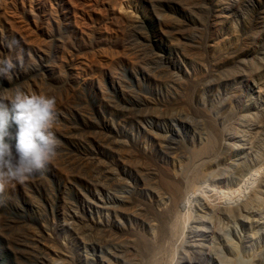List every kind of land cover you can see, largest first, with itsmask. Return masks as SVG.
I'll use <instances>...</instances> for the list:
<instances>
[{
    "label": "rangeland",
    "instance_id": "374dc122",
    "mask_svg": "<svg viewBox=\"0 0 264 264\" xmlns=\"http://www.w3.org/2000/svg\"><path fill=\"white\" fill-rule=\"evenodd\" d=\"M0 56L60 141L0 194V264H264V0H0Z\"/></svg>",
    "mask_w": 264,
    "mask_h": 264
},
{
    "label": "clouds",
    "instance_id": "9594fccd",
    "mask_svg": "<svg viewBox=\"0 0 264 264\" xmlns=\"http://www.w3.org/2000/svg\"><path fill=\"white\" fill-rule=\"evenodd\" d=\"M18 64L22 66V57L14 62L0 56V79L11 77ZM57 118L53 96L18 88L10 98L0 97V194L47 170L60 146L53 131Z\"/></svg>",
    "mask_w": 264,
    "mask_h": 264
},
{
    "label": "bare ground",
    "instance_id": "6f19581e",
    "mask_svg": "<svg viewBox=\"0 0 264 264\" xmlns=\"http://www.w3.org/2000/svg\"><path fill=\"white\" fill-rule=\"evenodd\" d=\"M179 4V3H178ZM181 6V5H180ZM197 15H195L193 12H192V15H191V18L193 19V21H195V22H198L199 20H201L200 18L201 17H199V18H197L196 17ZM199 16V15H198ZM190 18V19H191ZM200 23H203L202 21H199ZM204 24V23H203ZM199 32V31H198ZM215 35H216V39H217V37H219L220 36V32L218 31V30H215ZM192 36H193V38H192V40L194 39V41H202V43H205L206 42V40H207V38H208V36H207V34H206V32L204 31V29H202V31L201 32H199L198 34H195V33H193L192 34ZM191 36V37H192ZM210 39V38H209ZM191 40V39H190ZM213 40H214V38H213ZM208 41V40H207ZM210 41V40H209ZM211 41H212V39H211ZM190 46V45H189ZM209 108V107H208ZM211 114V113H210ZM212 115H215L214 114V112H212ZM211 116V115H210ZM213 118V117H212ZM214 119V118H213ZM227 119L228 118H225V120H224V124H223V126L221 127L222 129L223 128H225V126H226V122H227ZM223 120V119H222ZM221 123V122H220ZM219 123V124H220ZM221 126V125H220ZM227 130H228V128H227ZM226 130V131H227ZM235 130V129H234ZM223 131V130H222ZM228 132V131H227ZM233 132H235V131H233ZM222 133V132H221ZM230 133H232V132H230ZM236 136V135H235ZM232 140H233V136H229ZM202 150H201V152L198 154L199 156L197 157V160H198V162H200L201 161V158H204V156H206L207 154H209V152H211L213 149H214V144H213V138L211 137L210 139H206V142H205V144L203 145V147L201 148ZM176 191V190H175ZM176 193H178V191H176ZM174 194V193H173ZM174 196H175V194H174ZM170 226H171V229H170V234H169V238H170V240H171V238H172V236L173 235H175L176 234V232H177V227H178V224H176V223H171L170 224ZM167 242V241H166ZM168 242H169V240H168ZM155 243V244H154ZM154 243H146V245H145V249L146 250H148L147 251V260L145 261V263H143V264H160V262H161V264H163V261H162V254H164V253H162L163 252V250H165V248H166V244L165 245H163V244H156V242H154ZM150 245H152V246H150ZM147 246H149L150 248H147ZM166 251V250H165ZM164 251V252H165ZM162 257H161V256ZM164 256H165V254H164ZM161 257V258H160Z\"/></svg>",
    "mask_w": 264,
    "mask_h": 264
}]
</instances>
